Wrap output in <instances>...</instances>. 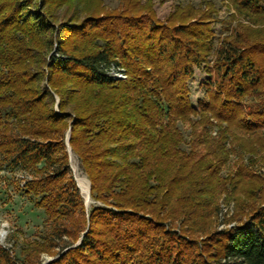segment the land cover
<instances>
[{
    "label": "trees",
    "instance_id": "obj_1",
    "mask_svg": "<svg viewBox=\"0 0 264 264\" xmlns=\"http://www.w3.org/2000/svg\"><path fill=\"white\" fill-rule=\"evenodd\" d=\"M228 1L237 22L214 48L211 3L177 5L159 19L150 0H127L120 12L55 22L51 5L92 0H0V168L33 172L22 190L53 229L22 259L0 245V264H42L38 254L56 247L44 264H264V204L200 245L183 234L199 230L212 204L227 136L239 147L260 136L264 146V25L252 27L264 24V0ZM29 42L38 45L34 62ZM53 47L58 56H41ZM202 64L206 98L194 107L188 80ZM121 65L126 79L106 72ZM67 129L101 203L87 214Z\"/></svg>",
    "mask_w": 264,
    "mask_h": 264
},
{
    "label": "rangeland",
    "instance_id": "obj_2",
    "mask_svg": "<svg viewBox=\"0 0 264 264\" xmlns=\"http://www.w3.org/2000/svg\"><path fill=\"white\" fill-rule=\"evenodd\" d=\"M126 1L127 0H92V8L90 5L84 8V6L69 7L64 4L61 6L51 5L50 10L51 13L55 15L54 21L59 22L66 18L72 19L73 17L81 19L88 13L103 15L106 12H120ZM147 1L148 0H140V3L145 4ZM150 1L159 19H164L177 5L184 6L190 4L194 7L201 6L205 9L207 6L206 3H211L216 11L214 14L216 21L212 24L215 33L213 36L214 48L217 47L222 36L229 33L230 29H232L237 22V17L235 18L232 16L236 13L228 0ZM39 3L38 1L36 2V4ZM89 7L93 9L91 12H88L91 9L87 10ZM34 8L39 9V5H34ZM30 9H33V7H30ZM263 25L264 24L259 26L252 25V27L258 28ZM25 39L27 42L28 38L26 37ZM30 42L28 43L30 53V59H28V61L34 62L33 59L39 56L37 50L38 45L35 46L36 42L33 44ZM40 52L41 56H44L46 60H48L51 55L58 56L55 47L50 50L42 49ZM32 65L34 67V64ZM121 69L124 70L122 65ZM106 72H109L110 76L115 79H126L125 70L121 75L118 73L117 69L113 68L106 70ZM207 77L208 73L206 71V66L202 64L200 67L194 68V74L188 80L189 96L191 104L194 107H197L199 100L206 98ZM44 84L45 80L43 79L39 85L41 87V85ZM54 98L57 101L58 98L56 95H54ZM179 126L186 140H188L190 137V127L187 123H180ZM210 134L217 137L218 126L216 124H210ZM262 136L264 137V133ZM68 139L69 130L67 129L64 134V141L68 155V164L71 175L75 179L76 184H78L79 194L83 198L84 212L87 214L92 206L101 205V203L94 201L90 197V194L89 198H87L80 189L79 181L89 188L90 183L83 171L79 158L71 149ZM259 139L260 136L248 137V140L244 141L248 146L246 148L245 144H240L241 147L237 146L232 136H227L224 143L227 158L220 167L218 173L220 180L216 183V187L213 188L214 194L211 199L209 197L212 204L205 206L204 209L206 213L204 212V217L199 220V230L194 233L183 231L186 238L189 240L195 239L197 244L200 245L203 241L207 240L212 233L228 229L240 222H246L251 209L264 204V146H261ZM184 148H187V146ZM242 169L243 171L247 170L249 174L241 178H235ZM32 175V171L25 170L19 166L12 168L4 163L0 168V245L10 251L14 256H17L18 259L23 258L21 249L29 246L32 247L35 241H42L53 234L52 222L47 218L44 208L36 206L35 204L38 198L28 195L22 190L24 182L29 180ZM187 223L189 224L190 222ZM173 227L180 233L179 222H175ZM62 239L65 241L69 240L67 236H64ZM78 242L79 239L75 240L72 246L76 245ZM60 249V247H56L51 250L52 252L42 251L38 254V260L42 262V264L47 263L59 256L55 253ZM64 250L65 249H63V251Z\"/></svg>",
    "mask_w": 264,
    "mask_h": 264
},
{
    "label": "bare ground",
    "instance_id": "obj_3",
    "mask_svg": "<svg viewBox=\"0 0 264 264\" xmlns=\"http://www.w3.org/2000/svg\"><path fill=\"white\" fill-rule=\"evenodd\" d=\"M70 153H71V151H70ZM79 187L82 190V192L86 195V197L89 198V187L81 184L80 181H79Z\"/></svg>",
    "mask_w": 264,
    "mask_h": 264
},
{
    "label": "built area",
    "instance_id": "obj_4",
    "mask_svg": "<svg viewBox=\"0 0 264 264\" xmlns=\"http://www.w3.org/2000/svg\"><path fill=\"white\" fill-rule=\"evenodd\" d=\"M112 68H113V69H117V71H118V73H119L120 75H121L122 72H124V70L121 69V67H118V66H117V67H114V66H112V67H110L109 69H112ZM109 69H108V70H109ZM107 73L110 75L109 72H107Z\"/></svg>",
    "mask_w": 264,
    "mask_h": 264
},
{
    "label": "water",
    "instance_id": "obj_5",
    "mask_svg": "<svg viewBox=\"0 0 264 264\" xmlns=\"http://www.w3.org/2000/svg\"><path fill=\"white\" fill-rule=\"evenodd\" d=\"M78 185V184H77Z\"/></svg>",
    "mask_w": 264,
    "mask_h": 264
}]
</instances>
